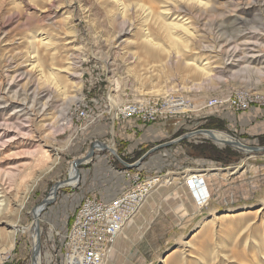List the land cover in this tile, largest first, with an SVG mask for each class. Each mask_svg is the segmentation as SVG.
Returning <instances> with one entry per match:
<instances>
[{
  "label": "rangeland",
  "instance_id": "rangeland-1",
  "mask_svg": "<svg viewBox=\"0 0 264 264\" xmlns=\"http://www.w3.org/2000/svg\"><path fill=\"white\" fill-rule=\"evenodd\" d=\"M137 1L167 21L164 8L180 14L184 46L137 13L120 27L105 0H0V264L31 263L22 228L32 212L92 145L112 148L119 106L150 98L166 113L155 144H180L183 166L202 177L193 193L152 184L104 264H264V0ZM236 91L254 95L245 111L200 110ZM80 101L99 122L77 118ZM111 158L109 148L94 151L77 166V183L58 188L37 214L41 264H77L63 235L85 198L78 188L87 169L95 174L84 183H98ZM13 231L6 245L2 234Z\"/></svg>",
  "mask_w": 264,
  "mask_h": 264
},
{
  "label": "built area",
  "instance_id": "built-area-1",
  "mask_svg": "<svg viewBox=\"0 0 264 264\" xmlns=\"http://www.w3.org/2000/svg\"><path fill=\"white\" fill-rule=\"evenodd\" d=\"M254 99L253 94L236 91L228 97H209L200 110L215 111L226 108L245 111ZM73 110L78 119L84 121L95 119L94 117L88 119L91 117L82 101L74 104ZM165 114L159 102L150 98L143 102H129L119 106L113 119L153 124ZM201 175L202 173L195 170L183 177L187 191L193 193L198 188ZM159 182H161V175L144 178L140 172H135L132 174V182L119 194L106 198L85 197L69 229L63 235L66 257L76 252L84 264H104L111 255L115 238L122 233L128 222L139 211L149 190L153 187L152 184H159Z\"/></svg>",
  "mask_w": 264,
  "mask_h": 264
},
{
  "label": "crops",
  "instance_id": "crops-1",
  "mask_svg": "<svg viewBox=\"0 0 264 264\" xmlns=\"http://www.w3.org/2000/svg\"><path fill=\"white\" fill-rule=\"evenodd\" d=\"M84 122L86 126L94 124V121L90 120ZM160 124L161 122L143 124L136 120H114L112 118V166H110L111 159H109L110 161L107 162L110 168L106 165V172L102 177H98L97 181L95 180L98 182L95 185L84 183L88 174L91 172L95 174V172L87 169L83 173L82 188H78L83 193V197H113L132 182V174L135 172H140L144 178L161 175L160 186L170 188L177 183L186 189L183 177L188 172H193L194 169L183 166L185 149L180 147V144L175 141L165 145L155 144L158 134L162 135L163 130ZM96 126H100V123H96ZM100 149L95 146L92 148L93 153Z\"/></svg>",
  "mask_w": 264,
  "mask_h": 264
},
{
  "label": "bare ground",
  "instance_id": "bare-ground-1",
  "mask_svg": "<svg viewBox=\"0 0 264 264\" xmlns=\"http://www.w3.org/2000/svg\"><path fill=\"white\" fill-rule=\"evenodd\" d=\"M187 1L192 2V1H197V0H187ZM105 2L108 6L112 7V18L114 21L117 20V22H118L117 25H119L120 27L125 25L127 22H131L132 13H137L139 16H141L142 22H146V24H147V23H151V21H152L154 24L159 25V27H161L160 30L166 31V35L168 36L167 40L169 42H171L173 45H175L177 48L184 46L185 40L183 39V36L179 35L180 33L177 30L183 29L184 31H186L185 29H187L188 27L185 26V25H187V23L184 20H182V17H179L180 14L176 15V13L175 14L172 13L171 15H168L167 10H169V9L164 8L162 13L166 14L168 16V19H170V17L172 16L171 20L167 21L165 17L155 16L150 8H146L142 4H139L137 0H105ZM197 2L200 4L199 1H197ZM118 11L120 12L119 14L117 13ZM147 38H148V35H146V37H145L146 40L145 39L144 40H145V42L149 43L151 41V39L150 38L147 39ZM113 106H116V104L114 103ZM203 134L221 146L230 145V146H232L238 150L243 149L245 152L248 151V150L244 149L243 147H241L242 145L239 142L235 141V139L229 137L228 135H226L224 133H221L218 131H208V132H203ZM107 147L110 150H112V148H110L109 146H107ZM95 148L98 149L101 147L99 145H95ZM249 148H252V147H249ZM252 150H255V148ZM56 158H55V160H56ZM90 158L91 157H86V158L83 157V159L82 158L81 159H82V162H87V160ZM69 173H70V175H69L70 180L68 181L67 185L76 184L77 183L76 178H78L77 177L78 171H77V167L75 168L72 165V163L70 165ZM62 186H64V185L63 184L59 185L58 188H60ZM58 188H56V189L53 188L51 190L49 196L41 203V205H39L32 212V217L34 220L32 222L31 228L30 229L25 228V227L22 228L23 231H25V230L29 231V234L31 237V242H32V245L34 247V255L31 258L30 264H41V258H40V254H39V248H38L40 231L38 230V227H36L37 224L40 223V221H38L36 218L37 214L40 213L41 210L44 208V206L48 202L51 201V199L53 198L52 195H54L56 193ZM23 203H24L23 201H20L19 208H21L23 206ZM1 208H2V200L0 199V210H1ZM10 216H13V213H11ZM3 218L4 217H0V220H2ZM132 221H133V218L128 223H130ZM5 222L12 225L13 228L16 225V223H15L16 221H13L11 219L10 220L5 219ZM14 233H15V231H13L12 233L2 234V236L4 238V242H6V245L10 246V241H12L14 239V237H13ZM69 259L72 261L76 259L77 264H84L80 261L79 256L76 252L71 253L69 255Z\"/></svg>",
  "mask_w": 264,
  "mask_h": 264
},
{
  "label": "water",
  "instance_id": "water-1",
  "mask_svg": "<svg viewBox=\"0 0 264 264\" xmlns=\"http://www.w3.org/2000/svg\"><path fill=\"white\" fill-rule=\"evenodd\" d=\"M208 131H210V130H205L204 132H208ZM180 139H181V138H180ZM180 139H178V140H180ZM178 140H177V141H178ZM95 145H99V146H100L101 148H103V149L107 148V145H105L104 143H102V142H97L96 144L92 145L91 149L88 151L87 155H86L84 158H86V157H92V156L94 155L92 148H93ZM82 159H83V158H82ZM82 159L74 160V161L72 162V165L76 168L79 164H81ZM77 171H78V170H77ZM69 180H70V177H68V179L63 180V181H61V182H56V183L54 184L53 188L56 189V188L59 187V185H62V184H63V185H67V183H68Z\"/></svg>",
  "mask_w": 264,
  "mask_h": 264
}]
</instances>
